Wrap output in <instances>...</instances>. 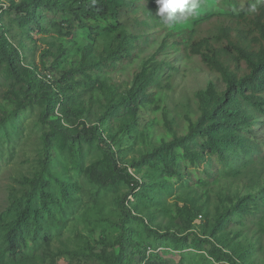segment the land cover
Wrapping results in <instances>:
<instances>
[{
	"label": "rangeland",
	"instance_id": "rangeland-1",
	"mask_svg": "<svg viewBox=\"0 0 264 264\" xmlns=\"http://www.w3.org/2000/svg\"><path fill=\"white\" fill-rule=\"evenodd\" d=\"M10 1L0 0V35L5 33L20 46L23 61L28 65L43 68L40 58L47 40L61 43L68 53L51 70L55 76L59 75L78 63L86 44L93 43L96 54L105 52L116 45L119 33L126 32L132 43L130 54L102 73L107 86L116 87V91L127 90L147 60L156 62L158 67L152 72L147 100L140 106L136 124L126 133L119 131L118 121L100 125L102 138L115 137L112 149L118 166H128V173L141 180L143 189L132 191L124 172L110 179L97 138L92 137L91 142L83 138L54 139L50 175L43 174L49 182L50 199L43 209L36 193L33 204L41 210L40 217L37 222L29 219L18 254L14 258L9 252L5 253L4 264H101L89 255L87 244L92 243L98 250L117 252L118 249H111L109 244L115 242L120 233L116 225L121 216L118 202L130 193L128 199L132 205L138 204L145 212L154 213V227L162 232L168 228L177 231L179 236L188 237L189 246L195 234L184 232L180 220L173 219L176 203L182 206L185 199L194 198L204 206L208 218L200 216L194 224L195 232L202 235L205 220L212 223L217 209L223 204L229 205L228 197L234 200L237 195L250 194L255 201L249 203L247 215L231 224L229 238L234 244L248 246L245 264H264V200L260 199L264 195V118L261 115L250 113L249 129L236 130L241 145L226 147L223 155L206 151L202 154L204 159L197 156L192 161L182 149H177V170L181 177L163 175V165L159 168L144 165L139 170L132 167L133 162L151 153L163 141L188 133L187 118L197 121L201 115L200 92L215 89L222 94L225 91L221 75L193 55L191 48L203 39L211 40L220 48L229 46V41L235 42V32L227 38L223 29L234 23L233 19L241 11L251 12V0H199L198 9L172 29L153 12L155 0H109L119 6V13L98 21L92 34L78 24L71 30L54 29L48 35L34 32L33 38L37 41L28 38L27 31L20 26L19 14L8 9ZM127 3L130 4L123 8ZM46 61V66H50L53 56H48ZM23 86L24 82H19L6 64L0 66V120L15 107V99L23 97ZM81 91L87 112L75 123L79 130L83 122L87 126L97 124L104 111L103 95L98 88L91 92L82 88ZM45 106V100L34 102L0 122V250L3 251L7 249L3 237L9 223L27 217L24 212L27 186L20 180L34 176L40 169L43 158L40 135L48 130L40 120ZM204 142L197 138L193 147L200 151ZM93 166L103 170L105 188L92 181ZM150 183L156 186V192ZM151 195L156 197L154 202L146 197ZM133 226L137 239L148 247L149 255H159L168 264H216L209 256V244L204 245L203 251L192 248L180 252L173 246L167 248L158 243L139 222ZM139 260L136 256L134 262Z\"/></svg>",
	"mask_w": 264,
	"mask_h": 264
},
{
	"label": "trees",
	"instance_id": "trees-1",
	"mask_svg": "<svg viewBox=\"0 0 264 264\" xmlns=\"http://www.w3.org/2000/svg\"><path fill=\"white\" fill-rule=\"evenodd\" d=\"M251 2L250 13L241 11L236 16L237 19L233 17L235 22L229 23V26L223 29L227 38L235 32V42L229 41V46L220 48L211 40L203 39L191 48L193 55L200 57L204 64L221 75L226 85L225 91L222 94L215 89L200 92L198 97L201 115L197 121L187 118L188 133L185 136L174 137L171 141H163L151 153L133 162V168L139 170L144 165L155 168L163 165V175L180 176L177 170V149H182L184 155L192 161H195L197 156L202 157L206 151L223 155L226 147L241 145L236 130L249 129L252 123L251 112L264 118V0H251ZM129 4H124L122 7H127ZM8 9L19 14L20 26L27 31L28 38L35 41L38 39L33 38L34 32H37V35H48L54 29L71 30L78 24L80 27L88 28L92 34L97 28L98 21L119 13V6H114L109 0H11ZM155 11L154 5L153 12ZM235 23H238L237 27L232 28ZM129 37L126 32L119 33L116 45L98 54L94 51L93 43L86 44L78 63L55 76L51 70L68 53L63 44H55L45 39L47 44L40 58L43 68H39L26 64L20 46L10 41L5 33L0 35V66L6 64L10 73L19 82H24L21 89L23 97L15 99V107L3 116L0 122H4L11 114H19L23 108L34 102L45 100L46 106L41 112L40 120L48 127V130L40 135L43 153L40 169L34 176L23 177L20 180L22 185L27 186L24 211L27 217L25 220L19 218L9 223L3 237L7 249L0 250V264H4L7 252L12 257H16L20 244L24 241V231L30 225L29 219L37 222L40 217L41 210L33 204L36 193L39 195L42 208L46 209V201L50 199L47 192L49 182L43 178V174L50 175L49 165L53 157L54 139L73 141L83 138L91 142L92 137L97 138L99 147L104 153V167L110 179L113 180L119 176L118 173L124 172L132 186V191L139 187L143 189L141 180L128 173V166H118L112 149L115 137L108 136L107 140L102 138L100 127L106 122L118 121L119 131L126 133L136 124L140 106L147 100L146 90L152 82V72L158 67L156 62L147 60L134 76L127 90L116 91V87L107 86L106 78H102V73L130 54L132 43ZM54 45L57 46L56 50L52 49ZM48 56H53L50 66H46ZM226 58L231 59L230 62L225 61ZM82 88L85 92H91L94 88L101 91L104 111L99 116L97 124L87 126L83 122L79 130L75 123L81 121L87 112L80 97ZM105 129L109 130L108 125ZM197 138L205 141L200 151L193 147ZM102 172V169L93 166L90 177L100 187L105 188ZM150 184L151 189L156 192V186ZM62 191L64 194L67 193L64 187ZM130 194L120 198L118 202L121 216L116 225L120 227V233L115 242L109 244L111 249L117 248V252L98 250L92 243L87 244L89 255L101 261V264H168L159 255H149L148 247H144L136 237L133 226L135 222H139L143 230L164 247L173 246L180 252L192 248L203 251L204 245L209 244L211 247L209 256L216 264L223 262L245 264L248 246L232 243L229 238V228L237 218L249 213V203L255 201L250 194L237 195L234 200L228 197L229 205L223 204L217 209L214 221L208 223L205 220L202 235L195 232L194 224L200 216L208 218L204 206L199 205L194 198L185 199L182 206L176 203L173 219L180 220L184 232L195 234L191 246L187 243L188 237L179 236L177 231L168 228L166 232H162L154 227V213L145 212L138 204L132 205L128 199ZM141 194L144 196L143 190ZM262 194H264V185ZM146 197L150 202L156 199L152 195ZM260 199L264 200V195ZM158 210L159 208H156V211ZM136 256H139L140 260L135 263Z\"/></svg>",
	"mask_w": 264,
	"mask_h": 264
},
{
	"label": "clouds",
	"instance_id": "clouds-1",
	"mask_svg": "<svg viewBox=\"0 0 264 264\" xmlns=\"http://www.w3.org/2000/svg\"><path fill=\"white\" fill-rule=\"evenodd\" d=\"M155 4V15L168 29H172L198 9L199 0H155Z\"/></svg>",
	"mask_w": 264,
	"mask_h": 264
}]
</instances>
